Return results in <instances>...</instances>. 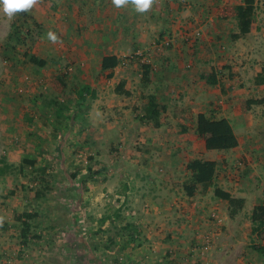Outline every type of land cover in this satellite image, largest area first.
I'll use <instances>...</instances> for the list:
<instances>
[{
  "label": "crops",
  "instance_id": "crops-1",
  "mask_svg": "<svg viewBox=\"0 0 264 264\" xmlns=\"http://www.w3.org/2000/svg\"><path fill=\"white\" fill-rule=\"evenodd\" d=\"M88 1L72 4L75 18L69 26L68 22L62 24L66 25L64 33H68L65 42L75 50L71 58L77 70L82 76H89L81 84L89 86L96 99L90 106L88 99L80 105L79 98L71 99L67 90L61 101L66 100L68 108L65 110L74 109V105L79 112L87 108L91 126L86 132L98 130L99 133L87 138L85 131L75 128L63 136L58 130L53 134L57 143L47 138L43 140L53 143L52 149L35 147L37 154L51 152L54 160L64 158L63 164L48 167L46 172L51 171L53 177L54 174L65 175L66 179L46 177L48 190L43 194L36 188L28 192L34 208L40 213L43 208L44 211L50 209L47 204L63 197L59 195V187L74 189L73 196L81 198L83 195L85 203L98 192V187L102 188L103 196L116 185L115 197H118L127 190L126 184L131 186L128 192L135 202L149 205L147 211L141 210L149 215L155 235H166L162 231L169 228L177 238L180 236L179 241L186 234L214 236L212 245L201 250V264H264V258L254 261L238 258L232 239L218 242L219 234L216 237L214 232L230 228L237 216L229 218L227 203L213 196L214 187L206 191L199 187L202 192L190 195L181 186L184 179L190 178L187 163L203 159L215 163L214 186L243 199L248 206L253 203L252 210L264 205V83L258 82L264 80V0H253L250 12H255L253 20H256L252 22L247 18V30L242 29L243 20L240 22L237 16L240 8L244 11L247 8L241 0H156L152 9L144 14L136 13L130 6L117 9L111 0ZM196 28L201 33L192 46L179 38L180 29ZM159 36L171 37L173 44L147 64L149 81L141 83L146 95L138 98L139 92L131 90L128 92L131 96L124 98L121 95L124 92L114 90L111 96L107 88L114 83L121 57L145 48ZM106 56L118 59L112 71L101 69L102 58ZM134 67L125 70L128 78H133ZM138 71L141 77L143 69ZM100 73L107 77L112 73L106 81L108 86L93 83V76ZM210 74L214 75V84L206 82ZM148 95H154L165 108L158 128L142 120V106ZM199 114L228 122L225 149H205L203 138L196 133ZM78 121L81 122L79 118ZM111 145L120 146L119 151L111 153ZM72 151H77L72 156L78 155L83 160L94 157V161H101L100 168L93 164L76 167L73 158L68 159ZM45 161L46 158L42 160L39 156L29 168L41 166L37 171L43 172ZM96 172L104 173L96 178L102 179L99 182L92 179ZM40 182L32 180L27 185L38 187ZM84 187L90 191L83 193ZM205 192L225 207L224 212L213 211L215 207L207 204ZM46 212L52 218L54 211ZM209 214L216 216L212 222L206 220ZM49 219L46 217L47 223ZM75 219L72 220L74 225L77 224ZM181 243L174 242L173 248H183Z\"/></svg>",
  "mask_w": 264,
  "mask_h": 264
},
{
  "label": "rangeland",
  "instance_id": "rangeland-1",
  "mask_svg": "<svg viewBox=\"0 0 264 264\" xmlns=\"http://www.w3.org/2000/svg\"><path fill=\"white\" fill-rule=\"evenodd\" d=\"M77 1L81 0H42L31 14H18L11 21L0 14V264H201V250L208 242L207 246L212 245L214 236L186 234L180 240L183 248H173L174 242H180V236L177 238L178 235L169 228L162 231L166 235H155L152 221L149 215H145L149 205L135 202L132 193L128 192L131 186L126 184L127 190H123L118 197H115L118 186L113 185L103 196L102 188L98 187V192L83 203V195L75 198L72 194L74 189L59 187V195L63 194V197L56 200V203L47 204L50 209L44 211L43 208L40 213L32 204L34 201L28 192L36 188L43 194V191L48 190L44 182L48 181L46 177L66 179L65 175L54 174L53 177L51 171L46 172L48 167L52 169L55 164H63L64 158L57 157L58 160H54L51 152L37 154L35 147L38 145L39 148L52 149L53 143L43 140L47 138L57 143L53 134L58 130L63 136L69 135L75 128L85 131L87 138L99 133L98 130L86 132L91 126L87 108L79 112L74 103V109L65 110L66 100L61 101L67 90L71 99L77 98V89L89 79L88 75L82 76L79 73L74 58H71L75 50L65 42L68 33H64L66 25L62 24L68 22L69 26L73 22L75 16L72 15V4ZM247 18L255 22V12H249L243 19V30L249 29ZM49 30L54 31L62 43L53 44L48 41L46 34ZM162 38L159 36L157 39ZM149 44L121 57L113 84L108 86L106 81L110 78L101 73L93 76V83L101 87L108 86L111 96L114 90L129 93L136 90L139 92L137 97L142 98L145 90L138 69L147 64L140 63L134 54L144 51ZM31 57L43 60L45 65L38 67L32 64L29 61ZM131 57V61L127 62ZM122 61L125 63L121 64ZM132 66H136L131 74L133 78H128L125 70ZM121 95L124 98L131 96L125 93ZM87 99V105L90 106L96 96ZM77 118L81 122L77 123ZM119 147L111 145V153L118 152ZM138 149L142 148L138 146ZM74 152L68 159L72 157L76 167L84 168L86 164H93L100 168L101 161H94V157L90 160L85 157L83 160L78 155L72 156L76 155ZM39 156L42 160L47 159L43 172L37 171L41 166L29 168L23 163L24 158L35 161ZM93 175L92 179L96 182L102 180L96 179L102 176L100 173ZM32 180L41 182L37 184L38 187H29L27 182ZM181 186L190 195L202 192L191 183L190 178L184 179ZM84 189L83 193L90 191ZM205 195L207 204L215 207L213 211L224 212L225 207L206 192ZM252 206L253 203H249V206L244 203L243 210L230 228H224L226 232L222 229L214 232L216 237L219 234L218 242L232 239L237 257L250 261L264 258V232L259 235L252 232ZM28 210L34 217L29 220V231L26 238H23L22 222L25 220L20 217ZM48 210L54 211L51 213L52 218L47 216ZM46 217L50 218L49 224ZM73 218H76V225ZM215 218L209 214L206 220L212 222ZM60 220L64 221L57 225Z\"/></svg>",
  "mask_w": 264,
  "mask_h": 264
},
{
  "label": "trees",
  "instance_id": "trees-1",
  "mask_svg": "<svg viewBox=\"0 0 264 264\" xmlns=\"http://www.w3.org/2000/svg\"><path fill=\"white\" fill-rule=\"evenodd\" d=\"M247 8L239 9L238 18L243 20L247 14L251 11V6L253 0H248L245 2ZM253 8V7H252ZM32 64L43 67L45 62L39 60L35 57H31L29 60ZM118 65V59L115 56H106L102 58L101 69L102 71H112ZM141 83L147 84L149 81V67L144 65L142 67ZM112 73L108 74V77H111ZM206 82L208 84H214L215 78L213 74H210ZM258 82H263L260 80ZM126 95H129L128 92H124ZM87 95L94 97L93 92L90 91L89 86L83 85L79 88L77 92V97L81 102L84 103L87 100ZM145 104L142 106V120L152 124L154 128L160 126V117L164 111V106L158 104L154 95H148L145 98ZM83 106V104H82ZM229 130V124L226 120H211L203 114H199L196 120V133L203 138L204 147L206 150H223L227 147V133ZM23 163L28 166L34 165V161L28 158L23 159ZM186 170L190 173L191 183L197 187L206 190L210 187L213 188V196L221 201L227 203V211L230 219H234L244 208V200L240 198L233 197L230 193L214 186L213 180L215 175V163L203 159H193L190 160L186 165ZM40 194V193H39ZM18 216L24 218L25 221L22 222L23 227V238H26V233L29 231V220L34 217L33 214L29 212L21 214ZM250 221L252 223V232L259 235L264 232V205H257L251 212Z\"/></svg>",
  "mask_w": 264,
  "mask_h": 264
},
{
  "label": "clouds",
  "instance_id": "clouds-1",
  "mask_svg": "<svg viewBox=\"0 0 264 264\" xmlns=\"http://www.w3.org/2000/svg\"><path fill=\"white\" fill-rule=\"evenodd\" d=\"M41 2L42 0H0V14L11 21L18 14H31ZM111 2L117 9L130 6L136 13L144 14L152 9L156 0H111ZM46 38L53 44L62 43L60 37L51 30L47 32ZM0 222H2V218H0Z\"/></svg>",
  "mask_w": 264,
  "mask_h": 264
},
{
  "label": "built area",
  "instance_id": "built-area-1",
  "mask_svg": "<svg viewBox=\"0 0 264 264\" xmlns=\"http://www.w3.org/2000/svg\"><path fill=\"white\" fill-rule=\"evenodd\" d=\"M242 2H247L248 0H241ZM200 29L196 28L191 31L188 30H182L179 31V38L185 42L187 45L192 46L194 42H196L200 36ZM173 44V39L171 37H163L162 39H156L152 41L149 46L142 52L135 53L136 59L142 64H150L154 57L164 52V50L171 47ZM132 57L127 60V62H130ZM125 62L122 61L121 64H124ZM209 243V242H208ZM208 243L203 247V249L208 248Z\"/></svg>",
  "mask_w": 264,
  "mask_h": 264
}]
</instances>
